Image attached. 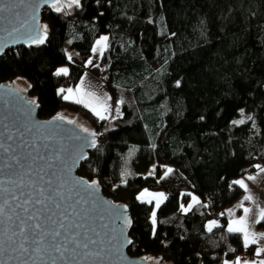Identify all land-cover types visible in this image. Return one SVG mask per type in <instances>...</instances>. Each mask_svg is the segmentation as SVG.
<instances>
[{"label": "trees", "instance_id": "1", "mask_svg": "<svg viewBox=\"0 0 264 264\" xmlns=\"http://www.w3.org/2000/svg\"><path fill=\"white\" fill-rule=\"evenodd\" d=\"M42 17L46 45L7 52L0 83L26 81L41 119L67 111L105 131L79 174L129 206V254L160 264H235L246 249L227 231V210L244 195L233 181L264 167V0H82ZM102 37L101 79L119 110L111 121L60 92L79 83ZM62 67L69 76L56 74ZM241 111L251 118L236 124ZM165 167L173 171L162 177ZM152 168L155 176H145ZM145 190L170 199L159 208L142 203ZM213 220L219 227L209 231Z\"/></svg>", "mask_w": 264, "mask_h": 264}, {"label": "water", "instance_id": "2", "mask_svg": "<svg viewBox=\"0 0 264 264\" xmlns=\"http://www.w3.org/2000/svg\"><path fill=\"white\" fill-rule=\"evenodd\" d=\"M4 2L15 7L11 11L0 12V44L7 45L3 48V52H0V58L11 50L46 45L48 33L43 44H29L25 41L28 39L29 29L35 35L37 28L46 25L43 23L42 15L45 10L52 9L49 4L43 3L42 0H4ZM36 3L40 4L38 11L34 9ZM73 6L75 5L71 7ZM69 8L65 6L63 10L68 11ZM14 29L19 31L15 32L14 36H10L9 33ZM15 38L21 42L13 43ZM29 102L34 103L29 104ZM39 110L40 105L36 99L30 97L29 90L23 92L16 81L0 83V181H5L4 186L9 189H15L14 182L21 178L26 183L32 182L45 188L48 187L49 180L53 182V187L60 182H66L71 187L72 199L65 201L62 207L71 204L75 210V220L85 226L81 231H87L89 236L102 242V245L91 246L94 250H99L103 246L104 251L100 253L102 259L94 257L85 259L81 253L75 256V259L66 255L64 260L53 261L48 256L40 260L35 256L22 255L14 250L15 245L6 243L4 250L0 251V264H160V260L156 257L139 258L129 254V249L134 243L130 235L134 222L127 204H118L108 199L97 183L89 191H84L76 183V181H86L92 184L88 179L80 176L79 171L88 161L90 153L99 145L98 132L90 126L82 125L77 116L70 119L58 114L50 119H41ZM85 128L88 132L82 131ZM89 132L96 133L95 137H90ZM92 139L95 140V146H85ZM80 152H83L86 158L74 163V155ZM2 202L0 200V203ZM113 206L119 208L121 212L123 206L127 207L125 215L131 220V226L126 228L123 236L119 234L121 221L112 214ZM0 239H4L2 233ZM126 240H131L132 243L126 244ZM121 245H123L122 255L116 251Z\"/></svg>", "mask_w": 264, "mask_h": 264}, {"label": "snow or ice", "instance_id": "3", "mask_svg": "<svg viewBox=\"0 0 264 264\" xmlns=\"http://www.w3.org/2000/svg\"><path fill=\"white\" fill-rule=\"evenodd\" d=\"M43 3L49 4V6L56 12H61L65 6L71 7L75 5L80 6V0H42ZM15 5L0 0V12H8L14 8ZM40 7L39 3L34 5V9L38 11ZM35 19V17H33ZM19 29H14L9 33L10 36H14L15 32ZM47 26H40L36 29V34H32V30L28 31L27 43H35L37 45L43 44L46 40ZM107 37H102L97 41V46L101 48L100 54L103 55L102 48L106 47ZM13 43L21 42L18 38L13 39ZM6 44H0V52H3V48ZM93 51H97L96 48ZM71 59V56H69ZM91 63V61H89ZM57 75H67V69H59ZM83 83V82H82ZM61 92L64 89L60 90ZM68 95L64 97L65 100L73 99L74 103H82L85 107H90L91 110L101 120L106 117L104 112L108 111V106L98 100L92 93H86L82 88L78 87L74 93L71 88L67 89ZM34 102H29V104ZM31 111V109H29ZM57 119H63V117H57ZM244 121H238L234 123H243ZM69 123H74L69 121ZM84 132H88V129H82ZM90 137H95L96 133L89 132ZM87 139V138H85ZM85 146H95V140L92 139ZM85 154L80 152L74 155V163L84 159ZM59 159V157H57ZM173 170L167 169V174H170ZM264 171V169H261ZM247 179L255 181L256 177L249 176ZM11 182V181H10ZM5 181H0V233L3 234L4 239H0V251L4 250V245H15V251L22 255L35 256L40 260H43L45 256L50 257L53 261L59 259L64 260L66 255L71 259H75V256L83 253L85 259L88 257H94L95 259H102L100 253L104 251L103 246L99 250H94L91 246L101 244L102 242L88 235L87 231L82 232L85 226L79 223L74 218L75 210L71 204L67 207H62L65 201L72 199L70 192L71 187L66 182H60L56 187L52 186V181H47L48 187L38 186L32 182L26 183L23 178L15 183V189H9L5 187ZM84 191L93 189L96 182L88 184L86 181H76ZM234 184L239 185L244 189L246 193H249L248 185L244 180L233 181ZM18 190V192H17ZM67 193V194H66ZM183 195V194H182ZM148 197L147 200L144 198ZM142 203H152L156 201V207L159 208L163 200L167 199L164 193H149L147 190L142 192L138 197ZM194 203H199L196 197H193ZM244 200L254 201L252 194L244 196ZM184 211H188L192 208V205H188V208H184ZM243 207V204H241ZM19 209L20 211H17ZM127 207L123 206V212L119 208L113 206L112 214L116 219L121 221L122 226L119 228V234L123 236L127 227L131 226V220L125 215ZM244 215L239 219H231L228 222L227 231L229 233H236L242 235L244 248L247 249L250 245L259 244L264 240V233H256L251 230L249 224L250 213H253L252 209L243 208ZM223 215V214H222ZM229 215H232L229 210ZM252 223H261L264 221V208H260L258 213H254L251 216ZM153 225L156 224V212H152ZM213 227H219L216 221H210L208 230L212 231ZM11 233V234H9ZM98 235V234H97ZM126 244H131V240H126ZM122 247L116 249L122 255ZM234 251V249H233ZM264 252V247L257 248L255 255L260 256ZM224 264H228L225 261ZM235 264H241L240 259L237 258ZM244 264H249L248 261H244ZM256 264V262H251ZM258 264H264V259L260 260Z\"/></svg>", "mask_w": 264, "mask_h": 264}, {"label": "crops", "instance_id": "4", "mask_svg": "<svg viewBox=\"0 0 264 264\" xmlns=\"http://www.w3.org/2000/svg\"><path fill=\"white\" fill-rule=\"evenodd\" d=\"M105 43H106V47L102 48L103 54L108 47V39ZM94 48L97 49L98 53L97 51L95 52L93 51L92 57L89 60L91 61V63H89L88 61L85 65H83V69L85 72L82 78L80 79L79 83L76 86H73L72 88L75 93L76 89L80 87L83 89L84 92L92 93L96 98H98L99 101L106 103V105L108 106V111L104 112L103 115L106 117L105 119H108V121H110L114 119L116 115H118L119 110L117 112L115 110V113H114L113 110L115 107H114V104L111 105L112 104L110 100L111 95L109 94L105 85H103L104 88L102 89V87H100L98 84V82L100 81L99 79H101L100 68H101V59L103 55L100 54L101 48L97 46V43L95 44ZM71 59L75 65H80V60H79L78 55H74V57H71ZM66 69H67V76H69L70 75L69 67H66ZM101 82H102V79H101ZM94 88H96L97 94L94 92ZM61 89H64L62 93H64L65 95L67 93V89L69 88L65 87V88H60V90ZM79 104L83 106L84 108L88 109L92 114H94V112L91 110V106L85 107L84 104L82 103H79ZM165 168H170V167H165ZM261 169H264V167H259L255 172L234 180V181L244 180V182L248 185L249 193L252 194L254 197V201L244 200V196L248 195L249 193H246L244 189H242L244 191V195L227 210L228 218L229 220H231V219H239L240 217H242L244 215L243 208L252 209L253 213H250L249 224L251 225V230L256 233H264V230H261L258 228V223H252V220H251V216L254 213H258L260 208H264V187H263L264 171H261ZM149 176H152V175H149ZM249 176L256 177L255 181L247 179ZM192 202H193V199H192ZM241 204H243V207H241ZM229 210H231L232 215H229ZM216 222L219 225V222L218 221ZM259 247H264V240L260 241L259 244L250 245L246 249V251L239 257L241 264H244V261H248L249 264H251V262H256V264H258L260 260L264 259V252H262L260 256L255 255V252L257 248Z\"/></svg>", "mask_w": 264, "mask_h": 264}, {"label": "rangeland", "instance_id": "5", "mask_svg": "<svg viewBox=\"0 0 264 264\" xmlns=\"http://www.w3.org/2000/svg\"><path fill=\"white\" fill-rule=\"evenodd\" d=\"M97 53H98V51H97ZM96 53V54H97ZM66 54L68 55V57L69 56H71V57H74V55H78V52L77 51H75V50H73V49H71V48H69V47H67L66 48ZM97 56V55H96ZM63 68V67H62ZM62 68H59V69H62ZM64 68H66V67H64ZM100 81L98 82V84H99V86L100 87H102V89L104 88V83H103V81L101 82V79H99ZM17 84H18V86L20 87V89L23 91V92H26L28 89H29V86H28V84H27V82L26 81H24V80H17ZM66 88H71L72 90H73V86L72 85H68V86H65ZM65 87H62V88H65ZM106 89V88H105ZM104 89V90H105ZM73 92H74V90H73ZM94 92L96 93V88H94ZM97 94V93H96ZM68 95V92L64 95V97L65 96H67ZM111 102H112V104L111 105H113L114 104V113H115V110H116V112L118 111V106H116V104H115V102H114V99L111 97ZM68 101H73V99H68ZM61 115L62 116H64V117H66V118H70V119H73L74 118V116L71 114V113H69V112H67V111H64V112H62L61 113ZM117 116V115H116ZM115 116V117H116ZM251 118V116H250V114L249 113H247L246 111H241L240 112V115H239V117L238 118H236V119H234V122H238V121H247V120H249ZM111 121V120H110ZM236 124H240V123H236ZM163 170H162V177H164L165 176V174L167 173V169H169V168H162ZM155 174H156V170L154 169V168H152L147 174H145V176L147 175V176H149V175H152L153 177L155 176ZM150 193V192H149ZM167 197V196H166ZM145 200H147L148 199V197H145L144 198Z\"/></svg>", "mask_w": 264, "mask_h": 264}, {"label": "built area", "instance_id": "6", "mask_svg": "<svg viewBox=\"0 0 264 264\" xmlns=\"http://www.w3.org/2000/svg\"><path fill=\"white\" fill-rule=\"evenodd\" d=\"M105 71H106V66L105 67H102L101 69H100V74H103V73H105ZM105 134V131H102L100 134H99V136H103ZM263 187H264V182H263ZM166 196H167V199L169 200L170 198V196H169V194H166ZM169 196V197H168Z\"/></svg>", "mask_w": 264, "mask_h": 264}, {"label": "bare ground", "instance_id": "7", "mask_svg": "<svg viewBox=\"0 0 264 264\" xmlns=\"http://www.w3.org/2000/svg\"><path fill=\"white\" fill-rule=\"evenodd\" d=\"M169 197V196H168Z\"/></svg>", "mask_w": 264, "mask_h": 264}]
</instances>
